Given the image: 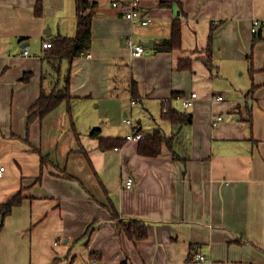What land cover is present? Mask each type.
Returning <instances> with one entry per match:
<instances>
[{"label": "crops", "instance_id": "1", "mask_svg": "<svg viewBox=\"0 0 264 264\" xmlns=\"http://www.w3.org/2000/svg\"><path fill=\"white\" fill-rule=\"evenodd\" d=\"M39 1L0 0V165L6 168L0 207L19 192L24 198L5 219L0 215V264H264V29L251 31L254 19H264V0H179L182 7L172 8L161 6L162 0H141L153 20L148 26L114 8V1L125 0H97L91 57L64 62V73L72 72L81 143L123 218L148 224V238L139 241L120 230L81 181L52 165L42 169L38 151L50 143L46 154L54 163L98 189L91 168L79 161L83 155L70 154L77 143L65 104L28 130L31 107L44 87L52 89L45 60L52 51L45 52L43 43L74 36L79 14L78 0H42L38 16ZM177 18L182 47L160 51ZM212 24L219 25L213 71L204 63ZM130 39L153 41L154 47L135 58ZM183 59L192 61L191 70L179 69ZM176 93H197L198 99L184 110L173 99ZM166 108L190 114L191 122L174 126L163 117ZM82 113L89 116L83 122ZM220 115L224 120L214 127ZM135 119L139 125L129 123ZM67 124L73 144L62 154ZM94 129L120 139L160 130L173 140L158 157L140 155L137 140L104 151L90 137ZM130 178L134 186L127 189ZM198 255L207 260L198 261Z\"/></svg>", "mask_w": 264, "mask_h": 264}, {"label": "trees", "instance_id": "2", "mask_svg": "<svg viewBox=\"0 0 264 264\" xmlns=\"http://www.w3.org/2000/svg\"><path fill=\"white\" fill-rule=\"evenodd\" d=\"M79 6V14L77 19V30L74 36H52L49 40L54 45V50L50 54H46L45 60L51 67L52 71V89L50 92L46 90L44 87L42 90V94L39 100L31 107L30 115L28 118V130L30 129L31 124L37 120H44L46 117L57 111L62 105H66L67 112L70 118L71 126L74 130L75 139L78 149L72 150L70 154H80L87 160L89 168H91V172L93 173V177L98 182V189H90L85 185V181H82L79 177L68 172L67 168L63 169L57 163H54L51 159L50 154H44L43 151H38L41 156L42 169L48 167L49 165L55 166L59 168L60 171L64 174L66 178L76 179L81 181L84 188L90 193L92 198L97 201L100 205L106 208L111 215V219L115 220L118 223V226L121 231L125 232L130 240L139 241L145 240L149 236L148 224L141 220L135 219H124L118 206L112 200L109 191L106 189L104 183L101 180V177L97 173V171L92 166V162L88 156V151L83 147L81 143V136L76 130L73 112H72V104L73 97L71 95V68L64 73V62L68 61L72 64V61L76 58L84 57L92 48L93 42V19L96 15V9L98 4L96 2L91 3V0H85V5L87 10L85 12L82 11V0H78ZM161 6L166 8H172L175 6L182 7L181 2L179 0H162ZM43 2L40 0L37 4L36 13L38 16L42 15ZM219 25L212 24L211 33L209 36V44L207 47V56L204 59V63L206 66L213 71L214 69V60L212 55V42L215 31ZM182 47V20L177 18L173 21L172 24V34L171 38L165 40L162 45L158 47L160 51L172 52L174 50L180 49ZM71 67V66H70ZM192 61L190 59H183L179 63L180 70H191ZM250 70L252 75L256 72L254 68V63L251 60ZM264 71V70H263ZM45 75V74H44ZM28 76L25 77L27 80ZM256 86L252 89L255 90ZM133 98H139V86L136 82L133 83L132 89ZM181 95L176 93L174 94L173 99H178ZM166 111V112H165ZM163 113V117L169 121H171L174 126L183 127L191 122V115L188 113H183L177 110H173L171 108H166ZM90 137L99 140V149L107 151L114 150L118 147H122L127 143L126 139L120 138H105L101 136L100 129H94L90 133ZM173 139H169L166 135L157 130L152 134L147 135L142 140L139 141L138 152L140 155L148 156V157H158L162 154L163 145L167 144L171 147ZM41 178V176H40ZM23 195L22 192H19L16 196L10 199L6 204H3L0 207V215L3 219L9 216L16 207H19L23 203ZM96 222H93L89 225L86 230V233L83 236L84 238H89L91 233L94 230V226ZM59 259H55L52 264H57Z\"/></svg>", "mask_w": 264, "mask_h": 264}, {"label": "built area", "instance_id": "3", "mask_svg": "<svg viewBox=\"0 0 264 264\" xmlns=\"http://www.w3.org/2000/svg\"><path fill=\"white\" fill-rule=\"evenodd\" d=\"M113 6L116 9H119L125 17L134 22V21H139L143 26H148L152 23V18L149 17L144 11H143V6L141 0H130V1H114ZM264 29V19H254L252 21V33L254 35H258L261 30ZM128 45L131 48L133 52V56L135 58L142 57L144 53L146 52V47L142 44H137L133 39H130L128 41ZM43 50L45 52L53 51L54 50V45L51 41H45L43 43ZM23 54L25 56L30 55V50L29 48L24 49ZM84 57H91V54L88 53ZM198 99V94L197 93H192L189 95H181L177 100H179L182 103V107L184 110H189L194 107L196 100ZM216 99L219 101H223L224 97L223 96H217ZM135 103V101H134ZM224 120V116L220 115L218 116L215 121H214V127H217L220 122ZM129 123L132 125L133 122L132 120H129ZM144 138V135L139 133V132H133L125 138L127 142L130 141H140ZM119 148H116L118 150ZM6 172V168L0 165V178L4 177ZM134 179L130 178L126 182V188L127 189H132L134 186ZM198 261H206V257L204 255H198L197 256Z\"/></svg>", "mask_w": 264, "mask_h": 264}, {"label": "rangeland", "instance_id": "4", "mask_svg": "<svg viewBox=\"0 0 264 264\" xmlns=\"http://www.w3.org/2000/svg\"><path fill=\"white\" fill-rule=\"evenodd\" d=\"M97 0H91V3H94V2H96ZM108 1H110V3L112 4V0H108ZM125 1H130V0H125ZM77 3V2H76ZM75 3V4H76ZM78 6H80V4H78ZM75 31V30H74ZM66 70V68L64 67V71ZM63 71V72H64ZM217 79H219V80H222L221 79V77H219V78H217ZM216 90H217V92L219 91H223V90H219L217 87H216ZM138 107H141V109H143V107H142V103L140 102V103H138ZM75 117V116H74ZM89 117V116H88ZM88 117H87V114H83L82 113V115H81V122H83V121H86L87 119H88ZM66 118L68 119V117H67V115H66ZM76 119V118H75ZM148 121H150V122H152V123H154V120H153V118H151V117H149V120ZM133 123L135 124V125H139V119H135V121H133ZM144 128H145V130L147 129L146 128V124H144ZM87 128V126L86 125H82L81 127H80V130L82 131V130H87L86 129ZM68 130V137H67V141H62V143H61V146H60V152L62 153V154H66V153H68V150L72 147V142H73V140H71L73 137H72V133H71V128H70V125L69 124H67L66 126H65V131H67ZM132 133V132H131ZM130 133V134H131ZM50 145V143H45V145H44V154H46V153H48V150H47V147ZM76 149H78L79 150V147L77 146L76 147ZM54 155L56 156V154L54 153ZM77 155H80V154H77ZM51 159H52V157H51ZM53 161V160H52ZM62 162H64V160H61ZM80 162H81V164L84 166V167H88V162H87V160L84 158V157H80V160H79ZM89 171V170H88Z\"/></svg>", "mask_w": 264, "mask_h": 264}, {"label": "water", "instance_id": "5", "mask_svg": "<svg viewBox=\"0 0 264 264\" xmlns=\"http://www.w3.org/2000/svg\"><path fill=\"white\" fill-rule=\"evenodd\" d=\"M82 4V11L85 12L87 10L86 8V5H85V0H82L81 2ZM46 33L51 36V32L49 30L46 31ZM145 47L147 48H153L154 45H153V41H150V42H146V43H143Z\"/></svg>", "mask_w": 264, "mask_h": 264}]
</instances>
